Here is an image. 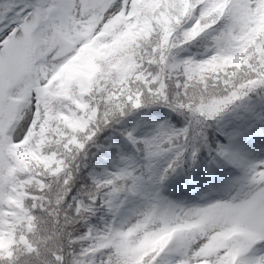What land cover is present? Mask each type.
Listing matches in <instances>:
<instances>
[{
    "label": "snow or ice",
    "instance_id": "1",
    "mask_svg": "<svg viewBox=\"0 0 264 264\" xmlns=\"http://www.w3.org/2000/svg\"><path fill=\"white\" fill-rule=\"evenodd\" d=\"M0 264H264V0H0Z\"/></svg>",
    "mask_w": 264,
    "mask_h": 264
}]
</instances>
